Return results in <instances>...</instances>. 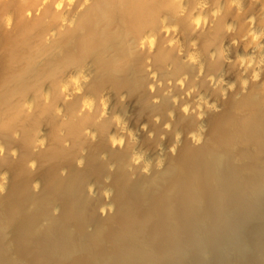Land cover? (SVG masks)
<instances>
[{"label": "bare ground", "instance_id": "6f19581e", "mask_svg": "<svg viewBox=\"0 0 264 264\" xmlns=\"http://www.w3.org/2000/svg\"><path fill=\"white\" fill-rule=\"evenodd\" d=\"M20 1L23 3L28 0ZM75 1L76 0H33L32 2L34 3H32L31 0H29L30 4H27V6L33 12L38 8V5L42 9L47 8V6L52 7L56 12L53 14L57 17L55 18L52 16V18H55V25L52 26L53 24L50 23L49 25L51 27L45 29L46 32L52 31L57 34L60 27L62 29L66 24L69 25L74 23L75 20L73 16L75 17V15L73 14L75 13H73L74 9L72 5ZM91 1L92 0H82L81 10L87 9L91 5ZM17 2L19 1L17 0ZM231 2L238 12L245 10V2L253 4V8H250L251 10L246 11L243 15V19L247 21L243 29L237 30V32L236 22L238 24V21L235 22L234 19L236 16H230L231 18L228 23L230 29L211 44L212 53L220 52L226 59L225 64L227 65L224 64L222 67L220 66L216 69L209 70L210 68L207 69V66H205L204 60L206 58L200 52L201 49L199 46L201 45L199 42L201 43V41L198 42L200 39H198L196 35L204 30L208 32L213 22L212 16H218L224 14L225 11L227 12L229 3L226 0H175L176 9L175 6V10L172 7L168 8L174 11L172 13H174L175 17L185 19L188 26H190L193 31V35L190 37L187 36L185 39L183 38L184 33L182 34L183 29H180L175 18L171 17V14L168 15L165 12L158 13L159 16L153 23V26H151V22L149 23V27L145 26V28L141 27L143 29H137V33L131 38H126L125 29L127 28L116 25V39L122 42L127 53L129 51L134 52L136 45L141 44L151 54V88L159 91L163 97H171L174 100L165 118L167 126L173 127L176 125H171V120L173 121L172 118L174 117L173 111L178 110V108L174 106L175 102L184 110H194L197 106L196 108L200 112V115H204L210 109L215 110L218 107L219 97L215 95L211 97L208 95V92L205 91L206 85L204 86L205 90L202 88L204 80H213L221 83L223 90L228 87L238 88V86L247 90L252 83V79L264 80V72H262L264 68V0H231ZM11 7L9 8V5H7V7L3 9V15H1V21L5 28L12 26L13 23L12 11H14V9L11 11ZM168 8L166 10H168ZM43 11L45 12V10ZM77 13L80 14L82 12L79 11ZM13 14L15 15V13ZM107 14L108 5L102 0L98 3L96 13L93 16V18H96L97 25L101 27L105 24V27L107 26L108 28V25L111 26V24H116L115 20L110 18ZM135 17L137 18V15ZM179 21L181 23L183 22L180 19ZM95 24V22H90L88 26H91L93 33L97 34L98 32L96 29L99 27L97 28ZM165 35L177 48L176 52H179L190 61V63L199 67L202 71V75L196 76L192 74V71L184 69L179 71L175 70L174 75L171 74V76L162 77L163 74H161L160 69L163 67V72L168 71L167 67H165L163 61L160 60L162 66L159 69L152 59V54L158 51L157 48L162 45V39ZM200 35H198V37H200ZM231 45L235 46V51L229 50V46ZM111 46L112 45L107 44L105 48L110 49ZM30 50L32 49H29V51ZM41 53L40 56L43 55V52ZM44 55L46 56L45 52ZM44 55L42 57L45 58ZM47 57H49V55H47ZM46 61L47 60H45V63ZM234 61H239L241 66L238 65V69L233 68L232 74H228V64H234ZM132 64L133 61L131 59L127 63L128 70H131ZM90 67L89 64L84 62L79 66L73 65V67L63 72L62 74L64 75L62 77L60 76V79L57 80L60 84L62 93L68 99L74 88L78 87L83 89L84 94L81 96L80 102L87 110H95L98 105H100L105 113L115 118L116 125L109 133L110 142L114 148H123V146L128 143L127 141H129V139L126 140L124 134L125 132H129L131 134L130 141L132 143L134 141V146L132 147L133 153L142 167L145 169L153 167L150 156L148 154L145 155L143 153L144 151H142V147H139L138 140H136L138 136L134 132L135 129L133 130L131 126L132 122L130 121V124L128 118H126L124 114V112H127H122L120 108L113 110L114 102L111 101L112 99L109 91H105L103 94H97L96 92V95L93 96L85 89V85L91 77L92 70ZM22 73L23 72H21V74ZM166 80H169L171 84L175 86V88L178 87V89L173 90L163 86L162 82ZM43 88L44 87L41 88L42 90L40 89V93H42L44 98L50 99V88L49 90L47 87L45 89ZM183 88H188L190 94L182 95L181 92ZM32 96L33 95L27 98L24 97L28 108L34 107L33 100L36 96L34 99L31 98ZM67 99H65L66 103ZM242 104L240 109H245L244 107H246L247 109L245 110H249V116L241 119L239 125L237 124V129L234 128L235 126H232L234 119L230 118V120L233 119L232 122L223 121L224 125L222 123L221 128L215 126V129H213V133L216 132V140H207V138H203L206 135L202 137L204 123H199L185 131L186 134L192 136L190 140L191 145L189 146V148H191L185 154L179 155L178 158L176 157L177 159L173 160V166L168 165L165 166L166 168L163 166L161 170H158L161 166V161L157 160L152 170L146 172L147 174L150 173L148 177L144 175H142L143 177H138L139 175L141 176L139 173L140 171L136 172L137 170L134 167V170H136L135 172L139 175L133 172L131 173L132 177L130 182L125 180L120 181L122 189L117 197L120 200L119 208L116 209V214H110H113V217L117 220L111 217L115 220V222H113H117L120 227L117 228L116 231L112 230V232H109L113 228L112 224H110L112 219L111 221L109 220L111 228L109 227V233H106L108 235H101L99 231L102 229L103 233L105 229H108L105 223L106 218L103 219L102 216L105 215L104 213L107 212L111 205L114 206L113 203L116 204L117 202L116 199L113 198L114 196L112 197V195H110L112 192L109 186L105 187V191L107 196H111V198L107 197V200L105 199L106 202L100 205L102 206L100 209H103L105 212L101 210L103 212L102 216L98 212H94L97 213L99 219L101 216L105 222L101 223L96 221L95 217H97V215H95V217L93 216L95 219L93 222H98L97 224L86 223L85 212L89 211L87 209L89 201L84 191L80 190L76 179H73V183H68L69 180L63 179L64 184L59 186L60 191L63 195H70V207H68L69 210L67 212L71 213L76 211L74 214L78 213L80 216V218L78 216L79 219L77 218L78 222H76V224L78 223L77 227H79L77 229L72 226L63 225L59 216H53L49 203L50 192L46 193L45 191V194H43V192V195L39 196L31 195L32 209L29 211V216L31 213L33 227L31 226L32 230L29 232L30 234L28 233V239L29 246L32 248L31 251L34 253L35 257H39L37 260L40 259L38 264H63V253L61 254L60 251L63 249L62 252H65L64 255L66 257L68 252L78 251V248H82V252L78 256L79 259H77L78 264H264V111H259L260 108L264 106V97L256 93L246 100L244 103L245 105ZM57 107L59 111H64L62 104L59 103ZM175 112L177 113V111ZM243 114L244 113H242V115ZM231 115L230 117L234 116ZM239 115L238 117H240ZM227 119H229V117ZM234 125H236V123ZM174 128L176 129L178 139L171 143L172 147L178 145L182 138L179 133L180 129ZM42 130H39L40 134L37 136L45 145L49 144V142H47L49 140L46 138L47 135L44 137L45 134L42 135ZM95 132V129L92 127V134L95 135ZM44 138L47 140H44ZM239 142L242 143V146L245 144V147L238 148V151L232 149V151L230 147H232L234 143L237 144ZM234 146L237 147V145ZM15 147L12 146V144L11 146L6 144V141L1 138L0 157L3 159L5 157L4 155L10 152H16ZM231 152L237 153V158L240 161L242 160V165L241 163H235L233 159L234 156L232 157ZM83 157L84 154L79 157L81 162ZM32 161L35 163L33 157ZM149 162L151 163L149 164ZM178 165L183 169L180 171L182 175L179 176L177 174L178 176H174L175 172L173 173V170L176 171L175 167ZM179 166L177 167L178 169H180ZM129 168H132V166ZM156 170L159 172L157 173ZM141 173L143 172L141 171ZM6 175L8 176L5 170H1L0 189L5 186L8 180ZM215 187L216 190L213 191ZM49 190L51 191L50 188L48 191ZM92 206L93 208L96 207L95 204ZM142 206L146 207V209L151 208L152 211H154L153 213L151 212L152 216L157 213V221L159 223V225L156 223L157 227L155 224H152V226L157 228V232L159 231L158 233H160V235H157L155 232L153 234L160 237H155V235L152 234L154 237L152 235L150 236L151 238L148 244H144L142 236L152 233L147 232V227L153 218L151 220V216L146 215L142 218L139 217V210ZM98 207L99 206H97V208ZM86 209L88 211H86ZM94 209L95 211L99 210V208ZM33 212H35V214ZM63 213L64 212H62V215L65 214ZM92 214L93 212L91 215ZM87 215H90L89 212ZM91 215L89 216L90 220L92 217ZM73 216H69V219L71 217L72 219L76 217V215ZM47 219L48 226L43 223L46 222ZM170 221L171 223H169ZM43 224L47 227L45 228ZM1 225L0 219V264H19V262H22L21 258L25 259V253L27 254V252L24 250V253L18 246L17 251H22L24 255H18L20 256L18 259L19 261H14L17 263L7 262L6 260L9 261L7 258L4 261L1 257V253L6 252L4 249L7 248L1 238ZM114 225L117 226V224ZM115 226L114 228H116ZM24 235H27V233ZM144 240L146 241L147 239ZM17 242L18 238L16 237L14 243L17 244ZM156 242H159V245H157L160 250H157L158 247L154 250L153 245ZM106 243L111 244L109 246L110 250L107 252L103 251L101 247ZM130 243L133 245L132 247ZM97 244L102 249L99 246V248H97ZM105 249L104 246V250ZM96 256H101V261H95ZM169 257L170 260L167 261Z\"/></svg>", "mask_w": 264, "mask_h": 264}, {"label": "rangeland", "instance_id": "374dc122", "mask_svg": "<svg viewBox=\"0 0 264 264\" xmlns=\"http://www.w3.org/2000/svg\"><path fill=\"white\" fill-rule=\"evenodd\" d=\"M12 1L13 0H0V139L2 138L5 140L6 144L10 146L11 144L14 147L16 146V152H10L4 155L5 157L3 159L0 157V160H2L0 161V172L1 170H5L6 174H8V176L6 175L8 180L5 186H3L4 189H0L1 238L7 246V248L4 249L6 252L1 253V257L4 261L7 258L9 259V261L6 260L7 262L17 263L14 261H17L21 254L24 255V250L27 252V254L25 253L26 257L25 259L21 258L22 262H19V264H38L40 260H37L39 257H35L34 253L31 251L32 248L29 246L28 239V233L31 232L33 227L31 213L29 216V211L32 209L31 195L39 196L45 194V191L46 193L50 192L49 203L53 216H59L63 225L65 224L66 226H72L77 229L79 227H77L78 223L76 224V222H78L77 218L79 215L78 213L74 214L76 211L71 213L67 212L69 210L68 207H70V195H63L59 187L64 184L63 181L66 179L67 181L69 180L68 183H73V179H76L80 190L84 191L89 201V206L87 205L89 211L87 209L86 211H88L90 215L93 212L91 220L89 217L90 215H87L88 212H85V222L93 224H97L98 222L104 223L105 220L103 219L106 218L105 223L108 229H105L103 233L102 229H100L99 233L105 235L111 228L110 224H112L113 228L109 232H112V230L116 231L120 226H118L117 222L114 223L116 219L113 217V214H110H116V209L119 208L120 200L117 197L122 189L120 181L125 180L130 182L132 177L131 173L136 170V172L140 171L139 173L141 174L140 176L135 172L139 175H136L138 177H143L142 175L147 177L150 176V173L147 174L146 172L152 170L157 160L161 161V166L158 170H161L163 166H173V160L177 159L179 155L185 154L191 148H189V146L191 145L190 140L192 136L185 133L188 128L199 123H204L202 137L206 135L203 138L214 140L216 138V132L213 133L215 126L221 128L222 123L224 125V122H232L234 119L233 123H236V125L232 123V126L236 128L241 119L249 116V110L246 111V107H244L245 109H240L241 104H244L248 98L256 93L264 97V80L252 79V83L247 90L240 88V86H238V88L228 87L223 90L221 83L213 80H204L206 84L203 82V87H201L204 89L206 85V90H204L208 92L209 96L212 97L215 95L219 97H217L218 107L215 110L210 109L204 115H200V112L196 108L197 106L194 110H184L175 102L174 106L177 107L178 110H175L177 113L173 111L174 117L172 118L173 121L171 120V125H176L173 127L167 126L165 118L174 100L171 97H163L159 91L151 88V54L141 44L136 45L134 52L129 51L127 53L122 42L116 39V25L127 28L125 29L126 38H131L134 37L139 29H143L141 27H149V23L151 22V26H153V23L159 16L158 13L165 12L168 15L171 14L170 16L175 18L180 29H183V38L185 39L187 36L190 37L193 35L192 28L188 26L185 19L175 17L174 13H172L174 11L169 9L170 7L174 9V6L176 9L175 0H103L108 5L107 15L114 19L116 23L113 25L111 24V26L108 25V28L107 26L105 27V24L100 27V25H97L96 18H93L96 13V7L102 0H92L91 5L85 10H81L82 0H76L72 5L74 9L73 13H75L73 14L75 15L73 19L76 22L74 21V23L69 25L66 24L62 29L60 27L57 34L52 31L46 32V29L51 27L49 25L50 23L53 24L52 26L55 25V18H57L54 15L56 12L52 7L47 6V8L42 9L38 5L39 9H36L37 12L36 10L33 12L27 6V4H30L29 0L23 3L20 0H18L19 2H17V0H15L16 2ZM32 1L33 0H31V2ZM226 1L229 3L227 12L225 11L224 14L218 16H212L213 22L208 32L204 30L196 35L197 38L200 39L198 42L201 41L202 43L199 42L201 45L199 46L201 50H199L203 56H205L206 59L204 60V64H206L205 66H207V69L210 68L209 70L216 69L220 66L222 67V65L226 63L225 56L222 55V53H212L211 44L230 29L228 24L231 18L230 16H236L233 17H235V22L238 21V24L236 22V31H239L247 24V21L243 19L244 13L253 8V4L245 2V10L238 12L232 5L231 0ZM7 5H9V8L11 6L13 7H11V11L14 9V11H12L13 23L12 26L5 28L1 21V15H3V9L6 8ZM167 8L168 10H166ZM43 10H45V12ZM79 11L82 13H77ZM13 13H15V15ZM136 15L137 18L135 17ZM52 16L55 18H52ZM179 19L183 22L181 23ZM90 22H95L97 28L99 27L96 29L98 32L97 34L93 33L91 26H88ZM198 35H200V37H198ZM107 44L112 45L110 49L105 48ZM29 49L32 50L29 51ZM157 50V52H154L155 54H152L154 63L157 64L156 66L160 69L162 66L160 60H162L164 66L167 67L168 70L163 72V67L160 69L161 74H163L162 77L171 76V74L174 75L175 70L179 71L184 69L192 71L193 75H202V71L199 67L190 63V61L179 52H176L177 48L168 40L166 35L163 36L162 45L158 46ZM229 50L235 51V46H229ZM41 52H43V55L45 52V58L42 57L43 55L40 56L42 54ZM47 55H49V57H47ZM131 59L133 61V66L131 70H128L127 63ZM45 60L48 61V63L46 61L47 64ZM84 62L89 64L92 70L91 77L85 85V89L93 96L96 95V92L97 94H103L105 91H109L112 99L111 101L114 102L113 110L120 108L122 112H127H124V114L126 118H128L129 123L130 121L132 122L131 126L133 130L135 129L134 132L138 136L136 140H138L139 147H142V151H144L143 153L145 155L148 154L150 156L153 167H149V169L142 167L133 153L132 147L134 146V141L133 143L130 141L131 134L129 132H125L124 138H126V140L129 139L130 142L127 141L128 143L123 146V148H114L110 142L109 133L116 125L115 118L105 113L100 105H98L95 110H87L80 102V98L84 94L83 89L78 87L74 88L68 99L62 93L60 84L57 80L60 79V76L62 77L64 75L62 74L63 72L73 67V65L79 66ZM233 63L234 64H228V74H232L233 68L238 69V65H240L239 61H234ZM169 71L172 72L170 73ZM21 72L23 73L21 74ZM262 72H264V68ZM44 84L47 85L45 86ZM162 84L173 90L178 89V87L175 88L169 80L162 82ZM41 86L44 87L43 89L47 87L49 90L50 88L49 93H51L52 96L49 97L50 99L44 98L42 93H40L42 90ZM181 94L189 95L190 91L188 88H183ZM31 95H33L31 98L34 99L35 96L37 98L35 97L33 100L34 107L28 108L24 97L27 98ZM65 99H67V103ZM59 103L63 105L64 111L58 110L57 106ZM259 111L263 112L264 106L261 107ZM242 113L244 114L242 115ZM230 115L232 117H230ZM238 115L240 117H238ZM228 117L229 119H227ZM230 118L233 119L230 120ZM91 126L97 132H95V135L92 134ZM174 127L180 129L179 133L182 138L178 145L172 147L171 143L178 139ZM39 130H42V135L45 134L44 137L47 135L46 138H48L49 141L47 142H49V144L45 145L39 140L37 136L40 134ZM44 140L47 139L44 138ZM240 143L241 142L237 144L234 143L237 147L233 145V148L230 147V149L238 151V148H244L245 144L242 146L241 143L239 147ZM83 154L84 157L81 162L79 157ZM236 154L237 153L231 152L232 157L234 156L233 159L235 163L237 162L236 164H240L242 160H238ZM32 157L35 163H33ZM151 162H149V164ZM242 164L243 163H241V165ZM130 166H132V168H129ZM134 167L136 170H134ZM177 167H175L176 171L173 170V173L175 172L174 176H181L182 174H180V171L183 169H181L180 166V169ZM141 171L143 173H141ZM158 172L159 171H157V173ZM106 186L111 188H109L112 192L110 195H112V197L114 196L113 198L116 199L117 202L116 204L113 203L115 207L111 205L107 212L104 213L105 215L103 214L104 216H102V213L105 211L100 209L102 208L100 205L106 202L107 197L111 198V196H107L105 191ZM49 188L51 191H48ZM215 190L216 187L213 188V191ZM91 204H95L96 207L94 208H99L100 211H95ZM97 206L99 207L97 208ZM62 212L65 213H63L65 216L62 215ZM94 212H98L103 219L101 216L99 219L97 213ZM151 212H154L151 208L146 209V207L143 206L139 210L140 218L145 215L151 216V220L153 218L147 227V232L152 233L146 236L144 235L146 238L142 236L144 244H148L151 238L150 236L154 232L160 235L156 228V223H158L157 213L152 216ZM33 213L35 214V212ZM72 214L74 216L76 215V217L74 219H72V217L69 219V216H73ZM95 215H97V217H95ZM93 216L96 221H98L97 223L93 222L95 221ZM109 220L112 223L110 222L109 224ZM43 223L48 226V219ZM113 223L117 224V226ZM169 223H171V221ZM152 224H155L156 227L152 226ZM47 226L44 225L45 228ZM114 226L116 228H114ZM26 233L27 235H24ZM16 237L18 238L17 244L14 243ZM155 237L160 236L155 235ZM144 239L147 240L145 241ZM158 243L156 242L153 245L154 250H156L157 247V250H160ZM110 245L111 244L106 243L101 246L103 249L98 244L96 247H100L103 251L107 252L110 250ZM17 246L18 248L20 247V250L24 253L22 251H17ZM104 246L106 248L105 250ZM132 246L131 244V247ZM62 250L60 252L61 254L63 253V264H78L77 259H79L78 256L81 254L82 248H78V251L68 252L66 257L64 255L65 252H62ZM16 252L20 253L17 254ZM101 259V256H96L95 261L99 262ZM169 260L170 257L167 261Z\"/></svg>", "mask_w": 264, "mask_h": 264}]
</instances>
